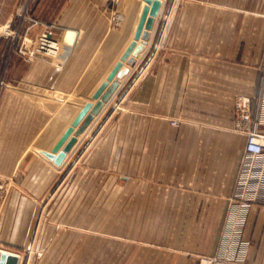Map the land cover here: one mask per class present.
<instances>
[{
	"label": "crops",
	"instance_id": "0c3cea01",
	"mask_svg": "<svg viewBox=\"0 0 264 264\" xmlns=\"http://www.w3.org/2000/svg\"><path fill=\"white\" fill-rule=\"evenodd\" d=\"M34 1L33 16L56 26L60 48L16 54L0 88V246H22L33 224H58L47 244L72 238L74 264H200L215 255L245 144L235 99L256 96L264 79V0H161L149 39L60 166L41 151L95 102L145 3ZM42 30L26 34L28 50ZM56 194L57 221L48 218ZM68 195L72 237L60 215ZM241 238L245 264H264V202L250 206Z\"/></svg>",
	"mask_w": 264,
	"mask_h": 264
},
{
	"label": "built area",
	"instance_id": "2783aa9c",
	"mask_svg": "<svg viewBox=\"0 0 264 264\" xmlns=\"http://www.w3.org/2000/svg\"><path fill=\"white\" fill-rule=\"evenodd\" d=\"M50 28L48 26L34 42L32 53L58 54L59 43L52 37ZM234 113L235 130L245 137L243 157L229 201L225 236L218 252L202 257L200 264H245L248 244L241 238L242 229L250 206L264 202V79L256 96L236 97Z\"/></svg>",
	"mask_w": 264,
	"mask_h": 264
},
{
	"label": "rangeland",
	"instance_id": "374dc122",
	"mask_svg": "<svg viewBox=\"0 0 264 264\" xmlns=\"http://www.w3.org/2000/svg\"><path fill=\"white\" fill-rule=\"evenodd\" d=\"M34 6V0H0V88L7 87L6 82H8L7 78L9 76L12 58L18 54L20 57L28 59L33 54H36L32 53L34 42L48 26H51L52 37L58 40L55 25L42 22L33 16ZM38 25L42 26L43 30L32 40L31 48L28 50L23 45L24 38L32 28ZM18 41L20 45L17 47ZM137 62L138 58L135 57L131 63H127V68L131 70V75H135L134 72L137 69ZM65 199L67 204L65 212H62L60 215H62V218L65 219V224H67L66 237H72L74 229L69 224H73L74 221L73 198L68 195ZM57 205L58 196L56 194L49 201V206L52 208L48 214V218L51 220L55 219L57 221ZM86 215L88 213H82V217ZM57 225L33 224L30 236L22 246H7L1 244L0 248L5 247L8 251L19 255L21 260L20 264H74L72 255L75 253V246L73 245L72 238L64 244L58 243L56 238H54L50 244H47ZM64 255L67 256L65 259Z\"/></svg>",
	"mask_w": 264,
	"mask_h": 264
},
{
	"label": "water",
	"instance_id": "95a60500",
	"mask_svg": "<svg viewBox=\"0 0 264 264\" xmlns=\"http://www.w3.org/2000/svg\"><path fill=\"white\" fill-rule=\"evenodd\" d=\"M145 4L142 8L140 18L135 29L133 39L130 41L124 52L121 54L120 59L115 63L106 79L96 88L92 94V101H88L81 108L78 115L75 117L70 126H68L56 143L52 151L42 150L46 158L53 162L56 166H60L67 154L71 151L72 147L77 141V136L80 135L86 127L91 123L94 115L101 108L110 93L111 83L121 74L124 62H126L131 54H136L142 48V44H138V41L142 43L149 39L150 31L153 29V25L156 17L158 16L162 7L161 0H142ZM19 255L2 250L0 252V264H19Z\"/></svg>",
	"mask_w": 264,
	"mask_h": 264
},
{
	"label": "bare ground",
	"instance_id": "6f19581e",
	"mask_svg": "<svg viewBox=\"0 0 264 264\" xmlns=\"http://www.w3.org/2000/svg\"><path fill=\"white\" fill-rule=\"evenodd\" d=\"M73 36H74V34L72 33V32H69L68 33V37H67V39L70 41V40H72V38H73ZM62 42H64V41H62ZM65 43V42H64ZM138 44H142V46H143V44L144 43H142V41L140 40L139 41V43ZM63 45V44H62ZM69 47V46H68ZM138 53H136V54H131L130 55V57H133V56H135V55H137ZM141 58V57H140ZM124 66V65H123ZM122 68H124V67H122ZM103 105H104V103H102ZM91 124V123H90Z\"/></svg>",
	"mask_w": 264,
	"mask_h": 264
}]
</instances>
